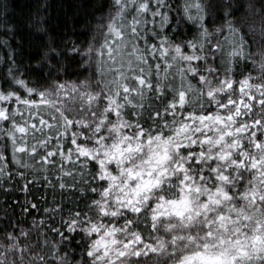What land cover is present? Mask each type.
<instances>
[{
  "label": "clouds",
  "instance_id": "9594fccd",
  "mask_svg": "<svg viewBox=\"0 0 264 264\" xmlns=\"http://www.w3.org/2000/svg\"><path fill=\"white\" fill-rule=\"evenodd\" d=\"M0 264H264V0H0Z\"/></svg>",
  "mask_w": 264,
  "mask_h": 264
}]
</instances>
